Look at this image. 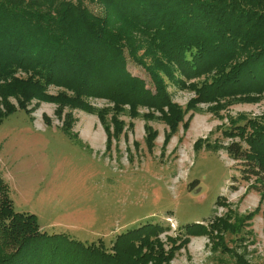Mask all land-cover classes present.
I'll use <instances>...</instances> for the list:
<instances>
[{"label":"trees","instance_id":"trees-1","mask_svg":"<svg viewBox=\"0 0 264 264\" xmlns=\"http://www.w3.org/2000/svg\"><path fill=\"white\" fill-rule=\"evenodd\" d=\"M87 1L100 14L84 0H0V122L16 108L31 112V101L46 102L58 117L65 108L96 115L105 147L124 131L121 115L163 122L165 145L190 111L181 124L187 127L199 104L216 111L264 93V0ZM127 61L146 73L151 86L127 69ZM50 85L54 93L47 91ZM168 85L193 92L184 107L171 99ZM91 99L105 104L97 107ZM63 118L61 129L75 138L70 114ZM228 120L221 131L228 143L198 138L194 150L222 148L241 159L244 179L264 182V114ZM144 129L150 148L155 131L146 123ZM221 204V216L177 226L164 240L168 225L143 222L114 235L106 247L100 239L87 243L41 230L34 214L13 209L0 176V264H169L193 235H206L212 250L249 264L227 248L223 235L246 232L256 210L238 214ZM237 238L243 241V235Z\"/></svg>","mask_w":264,"mask_h":264},{"label":"rangeland","instance_id":"rangeland-1","mask_svg":"<svg viewBox=\"0 0 264 264\" xmlns=\"http://www.w3.org/2000/svg\"><path fill=\"white\" fill-rule=\"evenodd\" d=\"M84 2L100 14L96 4ZM127 69L151 86L139 66L127 61ZM56 90L52 85L47 89L49 93ZM167 90L181 107L193 95L172 85ZM91 103L99 107L105 101L91 99ZM208 105L199 104L183 129L190 111L186 112L165 145L163 122L121 115L124 131L112 137L107 147L106 134L94 114L65 108L58 117L53 103L34 101L28 105L31 112L16 108L0 122V176L13 209L34 214L47 234L63 233L87 243L100 239L108 247L114 235L143 222L168 225V231L160 235L164 240V234L174 235L177 226L221 216L224 201L238 214L256 211L246 232L225 233L223 243L249 264H264V197L260 196L264 182H257L253 175L244 179L241 159H232L222 148H193L198 138L228 143L221 131L229 117L263 115L264 93L258 100L232 102L216 111L208 110ZM66 113L72 118L75 138L61 129ZM145 123L155 131L150 148ZM192 180L197 182L193 189L198 188V194L190 195ZM218 196L222 201L214 204ZM241 235L243 241L237 238ZM169 264L237 263L218 248L212 250L206 235H193Z\"/></svg>","mask_w":264,"mask_h":264},{"label":"water","instance_id":"water-1","mask_svg":"<svg viewBox=\"0 0 264 264\" xmlns=\"http://www.w3.org/2000/svg\"><path fill=\"white\" fill-rule=\"evenodd\" d=\"M199 191H200V190H198V188H194V189H193V188H191V189H190V195H194L193 193H196V194H198V193H199Z\"/></svg>","mask_w":264,"mask_h":264},{"label":"flooded vegetation","instance_id":"flooded-vegetation-1","mask_svg":"<svg viewBox=\"0 0 264 264\" xmlns=\"http://www.w3.org/2000/svg\"><path fill=\"white\" fill-rule=\"evenodd\" d=\"M197 182H195V184L192 186V188L196 185Z\"/></svg>","mask_w":264,"mask_h":264}]
</instances>
